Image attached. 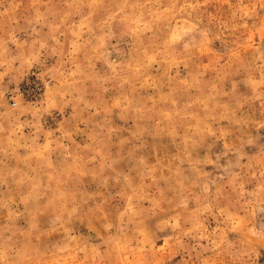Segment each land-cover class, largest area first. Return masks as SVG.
<instances>
[{
	"label": "rangeland",
	"instance_id": "1",
	"mask_svg": "<svg viewBox=\"0 0 264 264\" xmlns=\"http://www.w3.org/2000/svg\"><path fill=\"white\" fill-rule=\"evenodd\" d=\"M0 264H264V0H0Z\"/></svg>",
	"mask_w": 264,
	"mask_h": 264
}]
</instances>
